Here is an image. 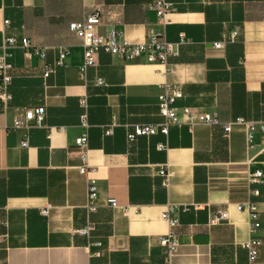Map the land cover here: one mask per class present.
I'll use <instances>...</instances> for the list:
<instances>
[{"label":"crops","instance_id":"obj_1","mask_svg":"<svg viewBox=\"0 0 264 264\" xmlns=\"http://www.w3.org/2000/svg\"><path fill=\"white\" fill-rule=\"evenodd\" d=\"M158 1L0 0V44L14 35L46 46L44 58L17 46L8 59L11 99L0 101V264H244L243 243L250 237L260 242L255 263L264 264L263 133L254 134L252 148L240 126L228 139L219 126L177 123L167 135L127 140L131 125L161 121L157 95L164 82L182 93L175 102L179 113L193 107L221 122L264 121V0H165L172 7L167 23L153 9ZM93 9L102 15L100 33L179 42L168 69L99 51L80 75L82 47L68 23ZM234 30V41L212 46ZM59 46L69 48L64 65L44 77ZM36 106L45 108L38 125L12 128L23 109ZM84 113L86 163L94 168L99 197L93 212L84 207L87 177L78 170L84 160L74 144ZM162 166L167 178L158 173ZM255 169L262 171V183H248L246 175ZM110 198L117 207L106 205ZM247 201L260 224L253 235L248 212L236 206ZM169 205L178 218L179 245L166 263L158 237L167 231L160 215ZM218 210L226 219L210 222ZM86 223L95 229L77 234Z\"/></svg>","mask_w":264,"mask_h":264},{"label":"built area","instance_id":"obj_2","mask_svg":"<svg viewBox=\"0 0 264 264\" xmlns=\"http://www.w3.org/2000/svg\"><path fill=\"white\" fill-rule=\"evenodd\" d=\"M156 12L158 21L161 23H167L166 15L172 10L171 5L165 0H159L153 6ZM102 15L99 9H93L90 13L85 15L82 19L71 21L68 23V30L72 33L80 43L82 47V64L80 66V75L85 68L93 66L96 62V55L99 51H104L110 55L116 56L123 61H144L146 63L160 64L164 67V71L168 69V58L176 55L178 52L177 43L166 41L162 37H158L154 34L149 35L143 41H129L121 37L120 33L110 30L106 33H100L97 27L100 25ZM9 20L4 19V26L9 25ZM238 32L232 31L223 41L214 42L212 46L214 48H221L225 42L234 41ZM19 46L24 52L44 58L46 46L36 45L30 38L22 36L19 39L14 35L3 37L0 44V101L6 105L10 99L11 94L9 92V85L11 77L8 74L10 64L8 59L11 56V49ZM69 54V48L67 46H59L57 59L52 66L44 65L43 76L47 77L54 71L55 67L63 66L67 55ZM98 83L102 80L98 79ZM182 96L179 88L169 83L160 84V92L157 95V107L158 113L161 117V121L157 124H134L131 125L130 130L127 132V140L133 142L138 136L152 135L155 133H161L167 135L169 126L177 123H185L189 127L196 124H207L219 126L222 130V136L224 139H228L229 135L235 126H240L244 130L245 141L248 148L253 147L254 134L260 131L264 134V121H252L243 117H236L233 120L221 122L218 120L216 114L209 113L193 107H183L178 112V108L175 106V102ZM81 105L85 107V100L80 101ZM45 116V108L43 106H36L32 108L23 109L15 119L12 128L27 127L30 122L38 125ZM80 125L83 128V132L74 139V144L82 150V158L84 163L78 166L80 173L87 177L86 187V202L85 209L88 212H93L99 206V197L97 194V188L95 185V179L91 177V173L94 171L93 167H90L86 163V149H87V134L86 129L88 123L86 120V114H82L80 117ZM27 146V140L24 139L21 142V147ZM157 148L162 150L166 149V144L159 143ZM158 173L164 178L168 177V170L166 166L160 167ZM263 173L260 169L250 171L246 175L248 183H262ZM253 196H258L257 189L250 191ZM106 205L110 207H117L115 199H106ZM237 209L246 210L249 214V233L253 235L259 228L258 215L255 212L252 202L247 201L241 204H237ZM198 208L197 205L193 206ZM188 206H182L181 211H186ZM49 206L44 207L41 210L42 215H47ZM174 207L169 205L165 211L160 215L161 219L167 224V231L165 234L158 237V243L163 249L164 260L166 263H170L172 257L176 254L178 249V237L175 231L178 225V218L173 214ZM227 213L225 210H218L210 217V222H218L225 220ZM95 229L94 224L86 223L83 227L77 229L75 232L82 236H89ZM1 241V240H0ZM259 240L250 237L243 247L247 251V261L244 264H256L255 259L258 255L257 246ZM95 245L99 246L97 242ZM94 254L99 255L98 252Z\"/></svg>","mask_w":264,"mask_h":264}]
</instances>
